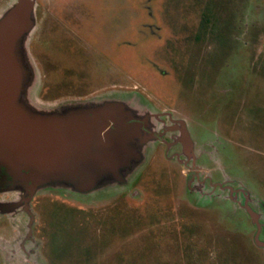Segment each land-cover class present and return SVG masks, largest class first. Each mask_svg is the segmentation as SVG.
Returning <instances> with one entry per match:
<instances>
[{"label": "rangeland", "instance_id": "374dc122", "mask_svg": "<svg viewBox=\"0 0 264 264\" xmlns=\"http://www.w3.org/2000/svg\"><path fill=\"white\" fill-rule=\"evenodd\" d=\"M9 1L8 9L16 3ZM48 4L57 6L54 12L63 20L100 22L102 45L121 41L122 55L152 74L155 93L172 106L163 112L186 123L195 154L206 157L211 152L214 173L237 197L228 198V190L210 186L189 190L188 168L175 158L169 162L162 157L157 162L162 166L148 167L147 144L139 149L141 159L131 162L133 167L120 170L122 183L115 174L114 178L102 173L99 188L89 194H76L66 182L38 191L32 206L40 215L41 235L46 242L52 238L56 260L264 264V249L256 244L258 228L241 208L247 196L264 226V0H48ZM143 23L153 24L144 28ZM150 31L163 37L162 47L148 41L144 33ZM147 56H153L152 68L141 62ZM163 69L169 77L156 76ZM132 102L130 107L138 114L161 112L139 95Z\"/></svg>", "mask_w": 264, "mask_h": 264}, {"label": "flooded vegetation", "instance_id": "af4514ba", "mask_svg": "<svg viewBox=\"0 0 264 264\" xmlns=\"http://www.w3.org/2000/svg\"><path fill=\"white\" fill-rule=\"evenodd\" d=\"M8 1L0 0V18L8 11ZM56 7L48 4V0H35V22L22 44V54L27 60L25 66H28L26 72H23L20 93L22 104L30 108L28 110L32 113L76 116L88 120L90 124L100 121V118L96 121L90 120L93 114L104 109L121 107L124 110L122 112L108 111L110 115L107 118V127L100 135L102 144L109 146L115 155L119 150L116 144L117 134L122 133L128 140L132 138L128 145L132 151L130 157H135V152L148 144L150 151L145 159L148 167L162 166L161 162L157 164L162 157L169 162L175 158L177 164L188 168L186 183L189 190L194 185L198 190L206 186L225 189L229 191L228 198L236 200L235 190L223 186L221 176L219 178L214 173L213 165L216 160L210 155L211 152L208 151L206 157L196 155L186 123L182 119L174 118L169 112H163L164 107L172 106L165 105L159 98L161 95L155 93L158 87L154 85L152 74L140 68L141 64L135 67L136 63L132 59L122 55L121 41L113 45H102L100 22L63 20L62 16L54 12ZM86 24L89 26H85ZM143 25L144 28L148 27L144 23ZM144 34L149 37V42L161 44L162 47V36H157L152 31ZM151 57L153 56H147L141 62L149 64L152 68L149 63ZM156 73V76L161 78L169 77V71L166 69ZM135 95L141 96L153 109H161V112L154 113L150 110L143 115L136 113L130 107ZM173 149L175 150L171 152ZM125 166L128 165L121 167ZM114 167L118 181L124 182L122 175L120 176L122 168L118 165ZM87 168L92 170L94 166H90L88 162ZM103 168L105 167L100 166V172ZM73 169L75 168L68 170ZM34 170L24 166L23 173L29 175ZM18 181V178L10 173L8 166L0 163V264H68L56 260L57 250L53 248L52 238L46 242L45 236L41 235L44 229L40 223V215L32 206L38 191L46 185L34 188L30 179ZM67 183V189L82 195L99 188V184L89 189L85 185L79 187L78 182ZM53 185L61 186L62 183L47 184ZM15 192L17 194L12 198L6 196ZM244 202L241 208L251 216L258 228L256 244L264 249V240H260V236L264 234V226L259 222L260 216L250 205L247 196ZM48 242L51 244L45 246Z\"/></svg>", "mask_w": 264, "mask_h": 264}, {"label": "water", "instance_id": "95a60500", "mask_svg": "<svg viewBox=\"0 0 264 264\" xmlns=\"http://www.w3.org/2000/svg\"><path fill=\"white\" fill-rule=\"evenodd\" d=\"M34 8L35 0H16L0 18V163L6 164L19 181L30 179L34 188L53 182H78L79 187L92 189L100 183L102 173L114 175V166L129 167L141 159V153L138 150L130 157L132 138L128 140L122 133L117 134L116 155L100 140L108 111L122 112L121 107L93 114L90 120L100 118V124H90L76 116L32 113L22 104L23 72L28 69L22 44L34 25ZM88 162L94 166L92 170L87 168ZM24 166L35 170L27 175ZM100 166L105 167L103 172Z\"/></svg>", "mask_w": 264, "mask_h": 264}]
</instances>
